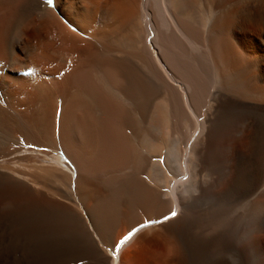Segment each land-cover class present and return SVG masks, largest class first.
<instances>
[{
    "label": "bare ground",
    "instance_id": "1",
    "mask_svg": "<svg viewBox=\"0 0 264 264\" xmlns=\"http://www.w3.org/2000/svg\"><path fill=\"white\" fill-rule=\"evenodd\" d=\"M45 1L0 0V264H264V89L222 85L264 63L250 21L223 37L242 0Z\"/></svg>",
    "mask_w": 264,
    "mask_h": 264
},
{
    "label": "rangeland",
    "instance_id": "2",
    "mask_svg": "<svg viewBox=\"0 0 264 264\" xmlns=\"http://www.w3.org/2000/svg\"><path fill=\"white\" fill-rule=\"evenodd\" d=\"M96 2L97 0H67V2L69 3H72V4H74V6H73V8H75L74 9V12H77L78 13V15L80 16V17H82L83 18V20L86 18V17H88V15L86 14V10H87V8H89V6H90V4H92L93 2ZM256 2V3H255ZM70 3L68 4V6L70 5ZM89 3V4H88ZM186 3H187V9H188V11H187V13L189 14V16H191L195 21H197V22H200L203 18H205V16L207 17V9H208V7H209V5H208V3L210 4L211 3V0H204V1H202V0H186ZM238 3V4H237ZM236 4H235V7L234 8H230V9H228V8H223V10H222V12H221V20H222V26H223V30H224V32H226L225 34H224V36L223 37H225L227 40H228V42H230L231 44H232V42H233V47L236 49V51L240 54L241 52L239 51L240 49H239V46H240V44H241V42L239 43V42H236V39H235V37L234 36H232V34H231V32H235L236 33V35H239L240 33L239 32H241V30H239L238 28H242L243 27V25L244 24H246V22L245 21H248V23H249V21L251 22V23H249V27H250V35H251V37L252 38H254L255 39V43L256 44H258L259 43V38H263L264 37V0H242V1H239V2H237ZM261 4V5H260ZM88 5V6H87ZM254 5V6H253ZM260 5V6H259ZM207 8H206V7ZM78 7H81L82 9H84L83 11H81V10H79V8ZM205 7V8H204ZM248 8V9H247ZM76 9H78V10H76ZM256 9V10H255ZM249 10V11H248ZM252 10H253V12H252ZM244 12H246V14H244ZM252 12V13H251ZM256 12V13H255ZM61 15H63V16H65V17H67L66 16V13H60ZM187 14V15H188ZM253 16H252V15ZM259 15V16H258ZM261 15V16H260ZM185 16H186V14H185ZM248 16V17H247ZM261 17V18H260ZM253 18V19H252ZM256 18H258L257 20H259V22H254V21H257L256 20ZM244 21H243V20ZM261 19V20H260ZM67 21H68V23H70L71 24V22L72 21H70V20H68V19H66ZM86 20V19H85ZM84 20V21H85ZM263 20V21H262ZM252 21L254 22V23H256V24H254V23H252ZM242 22H244V23H242ZM242 23V24H241ZM251 24V25H250ZM257 24L260 26H257ZM65 27L67 26V24H63ZM138 25H141V24H138ZM253 25V26H252ZM254 25H255V27H254ZM252 26V27H251ZM142 27V25L141 26H139V28H141ZM138 28V30H141V29H139ZM143 28V27H142ZM66 29L68 30V31H71V32H73L72 31V29L69 27V26H67L66 27ZM254 29H256V31L254 30ZM262 30V31H260V30ZM253 30V31H252ZM254 32V33H253ZM262 32V33H261ZM259 33H261L260 35L261 36H259ZM227 34H228V36H227ZM231 36V37H230ZM135 37H134V32L132 31V30H128V31H126L125 33H124V35H123V38H122V41L121 42H123V46L125 45V49L126 50H128V51H126L124 48V51L126 52V53H129V51H131L132 49L133 50H136V46H137V41L134 39ZM234 39H235V41H234ZM131 40V41H130ZM134 41V42H133ZM33 42H36L35 41V39L33 40ZM132 42V43H131ZM131 46H132V48H131ZM134 46H135V49H134ZM129 47V48H128ZM261 48L263 49L264 48V46H262L261 45ZM241 55V54H240ZM22 57V56H21ZM23 58V57H22ZM42 58H41V56H38V59L36 58V60L37 61H42L43 62V65L41 64V65H39L40 66V70H42V71H51V72H55V73H57L58 72V68L57 69H55V66L53 65V64H49V63H47V62H45L44 63V60H41ZM263 61L261 60L260 61V63L258 62V63H253L254 65H252V66H250L249 64H244V63H242L243 65H241V66H243V68H244V66H245V69H246V67L248 68V66H249V68L250 69H246V71L244 70V69H242L241 70V68H239L238 70H241L239 73H238V71L236 72L237 74L235 75L234 74V76L231 78V79H226L225 81H223V84L222 85H227L228 86V89H231L232 87V89H233V91L232 92H234V91H236L237 93H239V94H241L243 91H246V92H248V93H251L252 92V94H251V96L250 97H254V96H257L258 97V95L260 94H263V89H264V63H262ZM49 64V65H48ZM76 64H78V63H76ZM260 64V65H259ZM38 66V67H39ZM42 66V67H41ZM46 67V68H45ZM44 69V70H43ZM48 69V70H47ZM220 69V68H219ZM249 70V71H248ZM58 76H59V78H58V80L59 79H61V78H63L62 76H64V74H63V71H60L58 74H57ZM56 75V76H57ZM13 77V76H12ZM50 77L51 76H47V80H49L50 79ZM0 79H1V75H0ZM51 80H53V79H51ZM263 80V81H262ZM137 83V82H136ZM157 83H159V82H157ZM138 84V83H137ZM243 85H245V86H243ZM263 86V87H261V86ZM226 86V87H227ZM229 86H231V87H229ZM242 86H243V88H244V90L242 91ZM225 87V86H224ZM154 88V87H153ZM152 88V89H153ZM248 88V89H247ZM250 88V89H249ZM14 89V88H13ZM12 89V90H13ZM152 89H150V90H148L147 89V93L149 94V92L148 91H152ZM157 90V86H156V88H154L153 89V91H156ZM152 91V92H153ZM251 91V92H250ZM262 91V93H260V92ZM146 92V91H145ZM3 93H4V91H3ZM13 93H16L15 91L13 92ZM19 92H17L15 95H16V97L15 98H17L18 100H22V99H24V94H18ZM256 93H258V95H256ZM12 95V93H8V99H9V95ZM4 95H5V93H4ZM19 95V96H18ZM253 95V96H252ZM259 95V96H260ZM14 96V95H13ZM12 96V98H14ZM160 98H156V100H155V102H154V105H153V107H154V109H155V112L157 113L156 115V120H155V122H157L158 124H160L161 126L163 125H165V128H167L168 126H169V122H168V119H167V110H166V106H165V104L163 103L162 104V95H158ZM0 98L1 99H5L4 98V96L2 95V92L0 91ZM255 98V97H254ZM7 99V98H6ZM17 99H15L16 101H18ZM14 100V99H13ZM14 100V101H15ZM5 101V100H4ZM34 104V101L33 100H30L29 102H27V104L25 105V107H23V110H26V109H29L32 105ZM163 105V106H162ZM27 107V108H26ZM29 107V108H28ZM208 108V107H207ZM19 109V108H18ZM21 109V108H20ZM19 109V110H20ZM159 109V110H158ZM166 111V112H165ZM30 112V111H29ZM229 113H231L230 115H232L233 114V112H229ZM165 116V117H164ZM233 116V115H232ZM166 119V120H165ZM158 120V121H157ZM165 122V123H164ZM167 124H168V126H167ZM121 240H119L118 241V243L120 242ZM123 248V247H122ZM122 248H121V250H120V253H121V251H122Z\"/></svg>",
    "mask_w": 264,
    "mask_h": 264
},
{
    "label": "snow or ice",
    "instance_id": "3",
    "mask_svg": "<svg viewBox=\"0 0 264 264\" xmlns=\"http://www.w3.org/2000/svg\"><path fill=\"white\" fill-rule=\"evenodd\" d=\"M47 2H48L49 4H51L52 0H47ZM29 71H31V70H29ZM171 215H172V216H175V215H176L175 211H173V212L171 213ZM164 219L167 220V219H169V217L165 216ZM141 227H143V225H142ZM134 231H136V230L133 229V232H134ZM133 232H129L127 236H125V237H124V238H123L118 244H116V248L118 249V248L120 247V245L124 243V241L128 240L129 237L133 234Z\"/></svg>",
    "mask_w": 264,
    "mask_h": 264
}]
</instances>
